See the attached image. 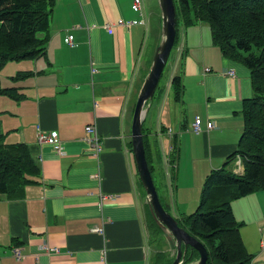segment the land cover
Wrapping results in <instances>:
<instances>
[{"label":"crops","instance_id":"crops-1","mask_svg":"<svg viewBox=\"0 0 264 264\" xmlns=\"http://www.w3.org/2000/svg\"><path fill=\"white\" fill-rule=\"evenodd\" d=\"M133 2L56 0L44 52L3 67L1 85L16 87L21 97L0 95V134L8 144L26 143L41 175L26 185L23 198L0 194V264H100L103 247L109 264H150L147 198L130 142L134 107L154 58L157 33L151 36ZM143 2L149 15H158V0L152 6L151 0ZM180 33L184 55L173 75L182 74L185 90L175 100V121L162 91L147 112L149 126L160 133L164 160L171 136L178 137L177 167L167 172L175 196L169 211L175 217L196 210L206 176L237 149L243 100L253 95L249 68L221 53L208 24L182 26ZM71 34L73 46L67 42ZM19 72L29 75L13 79ZM197 116L202 132L192 130ZM210 121L215 124L211 129ZM88 124L96 125L103 142L99 157L84 140ZM161 126L167 131L161 132ZM38 128L61 139L64 153L40 144ZM238 161L237 156L232 168L242 174L244 163ZM102 196L107 197L100 206ZM232 209L251 264H264V189L235 199ZM95 226L103 227L104 235L94 232ZM44 244L60 251L47 253ZM16 246L24 258L13 255ZM163 250L175 258L173 242Z\"/></svg>","mask_w":264,"mask_h":264},{"label":"trees","instance_id":"trees-1","mask_svg":"<svg viewBox=\"0 0 264 264\" xmlns=\"http://www.w3.org/2000/svg\"><path fill=\"white\" fill-rule=\"evenodd\" d=\"M174 3L177 17L174 48L179 44L180 26L190 27L199 22L208 24L213 42L221 53L249 68L253 90V95L243 100L244 126L237 149L227 157L223 166L206 176L197 209L182 213L176 219L181 227L205 244L209 252L206 264H251L253 256L242 240L241 222L234 215L232 202L264 189V0H174ZM55 4L56 0H0V95L20 99L16 87L1 85V71L10 61L35 59L44 52ZM161 22L160 9L157 16L149 15L151 36L154 31L157 33L155 49L161 39ZM183 55L184 52L180 63ZM28 75L29 72H19L13 79ZM160 82L152 101L162 91ZM170 87L174 100H181L185 90L181 73L171 77ZM148 114L142 128L146 158L160 199L169 211V204L160 194L157 178L162 184L160 177L177 167L178 137L176 133L171 136L168 161L164 160L158 139L160 133L149 126ZM165 131L166 127L161 126V132ZM130 147L132 149V141ZM237 156H241L244 163L242 174L232 168ZM40 175L41 167L30 147L26 143L8 144L5 134H0V194L10 199L23 198L26 185L35 182ZM145 218L147 226L150 221L152 238L157 236L156 245L166 244L163 230L153 218L148 202ZM198 258L199 252L188 246L183 264L193 263ZM172 261L169 253L158 247L151 254L150 264H170Z\"/></svg>","mask_w":264,"mask_h":264},{"label":"water","instance_id":"water-1","mask_svg":"<svg viewBox=\"0 0 264 264\" xmlns=\"http://www.w3.org/2000/svg\"><path fill=\"white\" fill-rule=\"evenodd\" d=\"M158 6L162 18L161 39L134 107L131 125L132 150L153 218L163 230L164 237L176 246V255L170 264H183L188 246H192L199 252L198 260L190 264H206L209 257L207 247L202 241L181 227L176 217L164 207L146 158L142 130L143 121L146 118L150 102L155 95L164 69L169 61L177 36V17L174 0H158Z\"/></svg>","mask_w":264,"mask_h":264},{"label":"built area","instance_id":"built-area-1","mask_svg":"<svg viewBox=\"0 0 264 264\" xmlns=\"http://www.w3.org/2000/svg\"><path fill=\"white\" fill-rule=\"evenodd\" d=\"M133 7L136 11H138L141 14L142 23L148 27L149 14L146 10V7L144 5L143 0H134ZM131 24H132V22H126L127 26H130ZM73 39H74V36L72 34L68 36L67 42L69 45H72V46L74 45ZM183 46H184V44H178L176 47L177 53L179 54V56L182 55V53H183V49H184ZM206 71H210V68H206ZM231 72L234 74L233 71H231ZM214 125H215L214 122H212V121L208 122V128L209 129L213 128ZM192 130L194 132H202L203 129H202V125H201V119L199 116H197L195 118L194 122L192 123ZM169 131L171 133V129ZM37 138H38V142L40 144L48 143V144L52 145V147L56 153H58V154L64 153L62 140L55 137L54 135L47 133L46 131L42 130L41 128H38ZM84 140L89 144V151L94 156L99 157L102 150H103V142H102L100 136L98 135V131H97L95 124H88L85 126ZM238 159H239L238 162H240L242 160L241 156H238ZM106 197L107 196H102L101 201H100V206H102L103 201L105 200ZM109 197H111V196H109ZM92 230L96 233L104 235L103 227L95 226L92 228ZM42 250L47 252V253L57 252V251H60V247H57V246L55 247V246H50L49 244H44L42 247ZM12 253L17 259H22L25 257V255L21 252V249L19 248V246L12 248ZM100 264H109L107 247L102 248Z\"/></svg>","mask_w":264,"mask_h":264},{"label":"rangeland","instance_id":"rangeland-1","mask_svg":"<svg viewBox=\"0 0 264 264\" xmlns=\"http://www.w3.org/2000/svg\"><path fill=\"white\" fill-rule=\"evenodd\" d=\"M155 2H156V0H153V1L151 0L150 5L151 6L155 5ZM156 16H157V14H156ZM181 29H182V26H180V32H181ZM180 38L181 39L183 38L182 33H180ZM179 44H181V43H179ZM178 56H179V54L177 53V49L173 48L171 55H170V58H169V61H168L167 65L164 69V74L162 76L161 82H160V86H161L162 92H163L162 93V101H168L169 104L172 105V108H173L172 119H173V121H175V116H176L175 113H176V110L178 109L179 103L174 100L173 91L170 87V83H171V77L174 73L175 65L178 61L180 62V58L182 55H180L179 57ZM155 100H157V98L154 99L152 102H155ZM155 108H156V104H154L150 110V117H152L154 115ZM150 127H152V126H150ZM159 175L160 174H158L157 176H159ZM160 178H161V181L163 184L162 185L160 180L157 178V183L159 185L160 194H161V196L163 195L165 203L168 204V202H171V204L173 205V201H172L171 196L173 197L174 200H175V196H174V187H173V190L171 191V185H170L171 180L169 179L170 177L168 176V173H167L166 175H164V177H160ZM188 183L190 184L191 181L188 180ZM141 189L144 193L146 192L143 185H141ZM200 195H201V193H200ZM199 204H200V199L198 202V206H199ZM198 206H196V207H198ZM195 209H197V208H195ZM146 224H147V221H146ZM147 231H148L149 240H150L149 255H151L153 252H155V250H158V247L163 248L164 245H166L167 243L164 245L160 244V246L156 245L155 242L157 241V236H154L153 238L151 236L150 221L148 222ZM164 242H168L165 237H164Z\"/></svg>","mask_w":264,"mask_h":264},{"label":"clouds","instance_id":"clouds-1","mask_svg":"<svg viewBox=\"0 0 264 264\" xmlns=\"http://www.w3.org/2000/svg\"><path fill=\"white\" fill-rule=\"evenodd\" d=\"M175 46V45H174Z\"/></svg>","mask_w":264,"mask_h":264}]
</instances>
